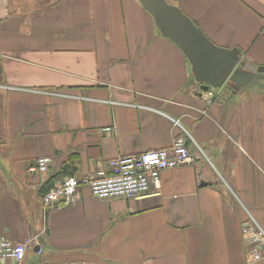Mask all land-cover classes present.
<instances>
[{"label": "crops", "instance_id": "crops-1", "mask_svg": "<svg viewBox=\"0 0 264 264\" xmlns=\"http://www.w3.org/2000/svg\"><path fill=\"white\" fill-rule=\"evenodd\" d=\"M167 1L264 65V0ZM0 85V234L39 242L0 264H264L243 232L248 212L264 228V73L208 102L139 0H0ZM184 130L206 157L159 189L98 199L82 185L71 206H44L65 177L110 175L109 160ZM41 156L49 171L30 172Z\"/></svg>", "mask_w": 264, "mask_h": 264}, {"label": "built area", "instance_id": "built-area-1", "mask_svg": "<svg viewBox=\"0 0 264 264\" xmlns=\"http://www.w3.org/2000/svg\"><path fill=\"white\" fill-rule=\"evenodd\" d=\"M53 94L59 93L53 92ZM203 94L208 102L222 96H220V89L213 88L204 91ZM104 130L108 131V128ZM188 134L184 130L176 135L169 148L148 149L141 153L123 155L109 160L110 175L100 174L84 179L69 175L59 185L51 187L44 194L43 204L47 209L71 206L77 201L79 188L82 185L88 186L92 195L98 199L134 198L151 193L154 188H160L164 170L194 164L206 157L202 146ZM51 164V157L41 156L30 164L29 170L33 173H46ZM243 232L251 245L248 261L253 263L263 259L264 228L250 212H248V219L243 222ZM36 244H39L36 236L14 241L0 234V259L22 262L27 249ZM42 250L40 245L38 253Z\"/></svg>", "mask_w": 264, "mask_h": 264}, {"label": "water", "instance_id": "water-1", "mask_svg": "<svg viewBox=\"0 0 264 264\" xmlns=\"http://www.w3.org/2000/svg\"><path fill=\"white\" fill-rule=\"evenodd\" d=\"M139 1L152 15L161 34L188 58L194 77L204 90L221 89L228 81L241 87L264 73V65L247 63L239 48L216 45L179 6L167 0Z\"/></svg>", "mask_w": 264, "mask_h": 264}]
</instances>
